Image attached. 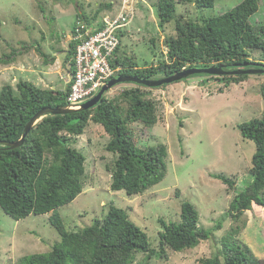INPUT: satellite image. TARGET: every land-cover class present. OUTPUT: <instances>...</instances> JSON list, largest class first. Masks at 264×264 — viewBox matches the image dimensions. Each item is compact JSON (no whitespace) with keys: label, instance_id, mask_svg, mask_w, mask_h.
<instances>
[{"label":"rangeland","instance_id":"1","mask_svg":"<svg viewBox=\"0 0 264 264\" xmlns=\"http://www.w3.org/2000/svg\"><path fill=\"white\" fill-rule=\"evenodd\" d=\"M120 1L0 0V90L6 83L16 90L20 79L41 88H67L62 76L69 77L65 58L78 16L86 12L92 27L100 26L105 15L118 12ZM241 1L215 0L213 6L200 7L195 0H186L176 3V14L201 21L222 14ZM259 1V10L251 20L262 25L264 0ZM156 2L135 0V17L117 29L123 51L141 67L166 60L165 38L176 34V19L164 28L160 26ZM106 3L113 7L108 9ZM263 81L264 74L252 73L244 82L226 87L211 76L193 75L160 88L150 87L155 88L152 94L158 102L159 120L150 131L143 130L142 125L132 127L139 144L167 146L168 171L160 183L140 194L130 196L125 190L111 189L109 168L114 165L115 155L106 149L110 137L101 124L90 121L73 143L86 156L83 191L58 208L67 229L80 230L91 225L115 204L127 210L157 250L159 231L163 229L160 218L168 222L179 220L183 201L195 205L203 227L216 229L234 196L253 179L250 168L256 143L241 134L239 125L262 116ZM135 85L141 84L119 83L105 95L114 98ZM214 174L232 178L234 186ZM51 213L30 214L16 220L0 207V264H17L25 255L50 251L61 240L49 220ZM233 227H238L235 237L258 258H264V208L254 206L237 221L231 217L223 220L222 227L195 248L169 250L167 259L159 257L158 252L150 258L148 253L137 252L131 264H199L201 258L213 256L222 248V237Z\"/></svg>","mask_w":264,"mask_h":264},{"label":"trees","instance_id":"2","mask_svg":"<svg viewBox=\"0 0 264 264\" xmlns=\"http://www.w3.org/2000/svg\"><path fill=\"white\" fill-rule=\"evenodd\" d=\"M181 1L186 2L158 0L154 4L162 28L176 19V34L165 38L167 59L141 67L123 51L120 42L111 62L113 67L121 66L120 74L156 78L190 66L226 65L231 70L264 64L261 62L264 61V24L257 25L251 20L259 10V0H243L228 11L201 21L177 17L176 3ZM195 2L200 7L213 6L215 0ZM105 7L111 9L113 4L106 3ZM80 14L78 17L84 22L89 21L86 12ZM97 15L92 19L96 20ZM150 42L154 48L155 39ZM76 44V40L69 42L65 58L72 75L76 71ZM257 55L259 59L255 60ZM197 75L211 76L228 87L244 82L249 74L194 76ZM153 89L135 85L114 98L104 95L98 105L87 110L48 114L32 127L21 146L10 148L4 141L19 140L39 110L66 106L70 86L41 88L23 79L17 82L16 90L10 83L3 85L0 90V207L16 220L52 212L49 220L61 235L50 251L25 255L17 264H131L137 252L148 253L149 258L158 252L159 257L167 259L169 250L186 251L208 240L226 218L237 221L254 206L264 208L263 110L261 117L239 125L241 134L256 143L250 168L253 179L234 196L216 229H206L200 224V214L190 201L182 202L179 220L168 222L160 218L163 229L159 231L157 250L151 247L148 234L130 218L127 210L115 204L91 225L80 230L67 229L58 208L72 202L83 191L86 156L73 143L74 137L83 134L90 121L101 124L110 137L106 149L115 155L114 165L109 168L112 190H125L130 196L140 194L165 178L167 146L139 144L132 127L142 125L143 130L150 131L157 124L158 102ZM261 94L264 103V81ZM214 176L230 187L235 184L225 174ZM237 231L238 227L231 228L222 237V248L213 256L201 258L199 264H264V258H258L235 237Z\"/></svg>","mask_w":264,"mask_h":264},{"label":"built area","instance_id":"3","mask_svg":"<svg viewBox=\"0 0 264 264\" xmlns=\"http://www.w3.org/2000/svg\"><path fill=\"white\" fill-rule=\"evenodd\" d=\"M135 0H121L116 14L103 17V25L92 24L78 19L72 39L76 40L75 74L62 78L70 86L67 106L80 109L82 104L94 97L108 81L118 76L121 66L113 67L111 62L120 45L117 29L127 26L135 17Z\"/></svg>","mask_w":264,"mask_h":264},{"label":"water","instance_id":"4","mask_svg":"<svg viewBox=\"0 0 264 264\" xmlns=\"http://www.w3.org/2000/svg\"><path fill=\"white\" fill-rule=\"evenodd\" d=\"M257 67H258L257 69L246 68V69L229 70L226 67V65L190 66L181 71H178L177 73L160 78H139L133 75L119 74L118 76L111 78L108 81V83L104 85L94 97L84 102L80 109H71L67 105L57 106V107L47 106L42 108L29 120V122L27 123L24 129L23 135L19 140L12 142L4 141V144L10 148L21 146L24 143L26 136L30 132L32 127L43 117L47 116L48 114H55V115L67 114L74 112L76 110L90 109L98 105L102 101L106 92L112 89L113 87H115L116 85H118L119 83L134 82L147 87H159L182 79H186L196 74H209V75H217V76L234 75V74H252V73L264 74V64H261Z\"/></svg>","mask_w":264,"mask_h":264},{"label":"crops","instance_id":"5","mask_svg":"<svg viewBox=\"0 0 264 264\" xmlns=\"http://www.w3.org/2000/svg\"><path fill=\"white\" fill-rule=\"evenodd\" d=\"M112 2V1H111Z\"/></svg>","mask_w":264,"mask_h":264}]
</instances>
